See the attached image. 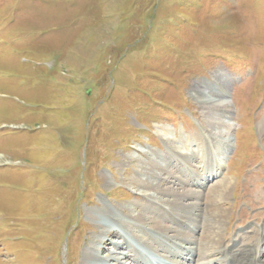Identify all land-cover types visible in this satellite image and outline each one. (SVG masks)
Instances as JSON below:
<instances>
[{
	"label": "rangeland",
	"instance_id": "1",
	"mask_svg": "<svg viewBox=\"0 0 264 264\" xmlns=\"http://www.w3.org/2000/svg\"><path fill=\"white\" fill-rule=\"evenodd\" d=\"M209 137L234 146L233 238L264 209V0H0V264L109 257L108 211L153 208L125 156L148 149L168 185Z\"/></svg>",
	"mask_w": 264,
	"mask_h": 264
},
{
	"label": "bare ground",
	"instance_id": "2",
	"mask_svg": "<svg viewBox=\"0 0 264 264\" xmlns=\"http://www.w3.org/2000/svg\"><path fill=\"white\" fill-rule=\"evenodd\" d=\"M212 100L208 98L204 102ZM209 138L210 146H213L211 148H216V151L209 149L208 152H200L195 148L191 150L193 157L201 158L199 163H194L193 159L188 163L189 166L186 165L195 172L193 179L172 178L171 181L168 180L172 184L168 185H164L163 181L167 180L165 165L162 162L152 163L148 149L141 148L143 154H139L140 157L135 153L125 156L128 160H134L133 158L139 160V168L136 172L138 173L137 183L143 187L144 190L141 191L144 197L150 204L152 203L153 215L143 212L142 215L123 214L121 205L117 210L110 209L109 217L106 219L119 224L125 232L118 230L124 240L115 242L117 247L109 257L102 258L97 252L87 251L86 264H93V262L113 264V260L118 264H150L153 257L158 264H264V209L261 205L258 210L257 207L252 206L255 208L253 212L255 214L251 218H244L245 216L240 218L239 223L242 225L250 221L245 228L233 231L236 232L233 238L225 235L227 227L224 228V226L225 224L227 226L228 219L231 218H229L230 210L224 205L230 199L233 189H230V178L221 175L225 174L226 159L232 148L234 150V146L230 141L225 140L223 148L220 149V143ZM172 149L176 155L182 153L176 148ZM216 155V161L212 164L209 161L205 162L206 158L214 159ZM145 156L147 159H141ZM182 156L185 158L190 154L184 153ZM123 164L126 163L123 162ZM220 176L221 178L211 185L213 187L209 192L203 190L208 186L211 178ZM151 177L157 181L151 180ZM108 182H110L109 179ZM172 194L181 195L180 200L177 197H169ZM166 195L169 196L166 197ZM127 207L133 213V207L131 205ZM166 209L169 213L164 215L165 218H161L159 215ZM102 225H105L106 229L108 224L103 222ZM227 232L230 235L233 233L229 229ZM94 242L95 240L91 243L94 244ZM137 244L142 246L143 252L131 253L130 248L132 246L134 249L137 248Z\"/></svg>",
	"mask_w": 264,
	"mask_h": 264
}]
</instances>
